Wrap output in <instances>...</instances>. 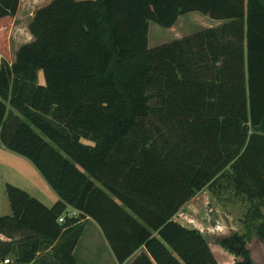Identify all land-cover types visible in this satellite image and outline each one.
<instances>
[{
	"label": "trees",
	"instance_id": "16d2710c",
	"mask_svg": "<svg viewBox=\"0 0 264 264\" xmlns=\"http://www.w3.org/2000/svg\"><path fill=\"white\" fill-rule=\"evenodd\" d=\"M20 1L0 0V25ZM191 12L221 23L149 46L151 22ZM29 30L15 62L0 59V143L59 199L7 184L0 263L75 264L90 217L120 263L144 247L131 264H219L174 217L206 187L264 200V0H51ZM219 241L255 264L244 234Z\"/></svg>",
	"mask_w": 264,
	"mask_h": 264
},
{
	"label": "rangeland",
	"instance_id": "374dc122",
	"mask_svg": "<svg viewBox=\"0 0 264 264\" xmlns=\"http://www.w3.org/2000/svg\"><path fill=\"white\" fill-rule=\"evenodd\" d=\"M50 1H20V9L16 17L8 21V23L0 25V59L6 57L9 62L12 61L15 49L33 40L29 24L36 10ZM214 21V19L199 12H191L180 16V19L173 28H164L151 22L149 46L153 48L174 39L190 35L201 28L214 26ZM2 47L5 48L6 52H3ZM38 81L40 84H45L43 72L39 73ZM85 142H89V140H85ZM193 198L191 203L183 205L184 208H181L180 213L178 211L179 214L177 213L176 218L183 219L205 236L212 252L215 249V254L214 252L213 254L219 264H235L242 260L236 249L232 252L223 247L219 241L221 238L234 233L245 235L246 247L250 252L253 262L255 264H264V239L257 234V227L264 221V200L250 202L245 197L237 196L233 189L220 188L218 186H215L214 190L206 187ZM253 208H258L261 215L257 216L254 220H250L248 215ZM72 211L73 208L68 207L66 213ZM86 240L87 237L85 238ZM86 242L96 246L98 260H101L104 256L101 244L91 239H88ZM220 249L224 251L225 256ZM7 257L13 260V255L10 254Z\"/></svg>",
	"mask_w": 264,
	"mask_h": 264
},
{
	"label": "crops",
	"instance_id": "0c3cea01",
	"mask_svg": "<svg viewBox=\"0 0 264 264\" xmlns=\"http://www.w3.org/2000/svg\"><path fill=\"white\" fill-rule=\"evenodd\" d=\"M214 22H215L213 23L214 26H217L221 23L220 21L217 20H215ZM204 28H208V27H204ZM19 47L20 46H18L15 49L13 59L12 61H10L11 64L16 59V53ZM8 183L16 185L28 191L31 195L40 199L43 203H45L49 207L53 206L54 203H56V201L59 199L58 194L50 187V185L47 183V181L44 179V177L40 174V172L36 169V167L30 160L9 150L0 143V216L12 214V209L6 191V187ZM193 199L187 202V204L191 203ZM184 206L182 207V209L184 208ZM182 209L179 210V213ZM176 217L177 214L175 215L174 219L179 223H181L183 226L188 228H193V226L185 222L183 219L182 220L177 219ZM80 222L84 223V232L80 238L78 245L76 246L73 252L76 257L75 264H131L138 255H140L142 252L145 251V248L141 247L124 263H120L114 251L112 250V247L108 239L106 238L101 226L90 217H86L82 219ZM86 237H87L86 241H88V239H91L92 241L94 242L98 241L101 244L104 252L103 254L104 256L101 260H98V256L96 253V249H97L96 246L88 244L85 241ZM220 250L221 252H223L224 255L225 254L224 251H222V249ZM213 252L215 254V249Z\"/></svg>",
	"mask_w": 264,
	"mask_h": 264
},
{
	"label": "built area",
	"instance_id": "2783aa9c",
	"mask_svg": "<svg viewBox=\"0 0 264 264\" xmlns=\"http://www.w3.org/2000/svg\"><path fill=\"white\" fill-rule=\"evenodd\" d=\"M66 215L70 216V217H77L79 215V212L77 210H73L70 213H67ZM60 222H64L65 221V216H62L59 218ZM0 264H9V259H4Z\"/></svg>",
	"mask_w": 264,
	"mask_h": 264
},
{
	"label": "water",
	"instance_id": "95a60500",
	"mask_svg": "<svg viewBox=\"0 0 264 264\" xmlns=\"http://www.w3.org/2000/svg\"><path fill=\"white\" fill-rule=\"evenodd\" d=\"M237 253L241 251V248H236Z\"/></svg>",
	"mask_w": 264,
	"mask_h": 264
}]
</instances>
